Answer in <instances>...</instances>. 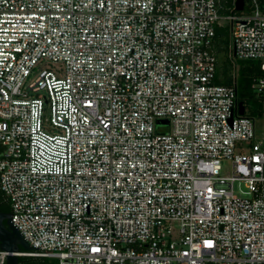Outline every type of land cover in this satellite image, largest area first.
Listing matches in <instances>:
<instances>
[{"label":"built area","instance_id":"obj_1","mask_svg":"<svg viewBox=\"0 0 264 264\" xmlns=\"http://www.w3.org/2000/svg\"><path fill=\"white\" fill-rule=\"evenodd\" d=\"M261 2L0 0V190L38 247L17 256L264 264L258 116L235 75L215 83L213 51L228 27L264 100Z\"/></svg>","mask_w":264,"mask_h":264},{"label":"trees","instance_id":"obj_2","mask_svg":"<svg viewBox=\"0 0 264 264\" xmlns=\"http://www.w3.org/2000/svg\"><path fill=\"white\" fill-rule=\"evenodd\" d=\"M260 1H262L261 6L263 7L264 0ZM227 45L228 27L218 26L213 42V51L216 57L214 81L221 85H231L235 75L237 101L245 108L249 107L250 115L259 117L262 115L264 100L255 96L253 87L255 80L262 73L260 67L253 60H236L234 62L228 55ZM221 56H223L222 59ZM0 211L11 212L10 204L1 190ZM19 264H54V260L40 256H24L19 258Z\"/></svg>","mask_w":264,"mask_h":264},{"label":"water","instance_id":"obj_3","mask_svg":"<svg viewBox=\"0 0 264 264\" xmlns=\"http://www.w3.org/2000/svg\"><path fill=\"white\" fill-rule=\"evenodd\" d=\"M245 0H235V10L241 11L244 7ZM244 113V106L239 103V114ZM157 122H166L158 120ZM13 214L0 211V249L6 251L5 264H19V256L15 253L20 249L25 251L34 250L37 246H31L12 223L11 216Z\"/></svg>","mask_w":264,"mask_h":264},{"label":"rangeland","instance_id":"obj_4","mask_svg":"<svg viewBox=\"0 0 264 264\" xmlns=\"http://www.w3.org/2000/svg\"><path fill=\"white\" fill-rule=\"evenodd\" d=\"M222 58H223V56H221V59ZM246 109H247V111H249V107H247ZM262 110H263L262 115L257 117L254 120V135H255V138L257 140H260L264 144V102H263ZM234 191H235V194H237V195L248 196V193H247L243 183L237 184V182H235Z\"/></svg>","mask_w":264,"mask_h":264}]
</instances>
